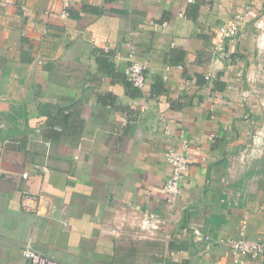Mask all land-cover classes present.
<instances>
[{"label":"crops","instance_id":"obj_1","mask_svg":"<svg viewBox=\"0 0 264 264\" xmlns=\"http://www.w3.org/2000/svg\"><path fill=\"white\" fill-rule=\"evenodd\" d=\"M10 1L0 264H30L29 241L60 264H264L191 232L264 241V156L238 157L264 122V0ZM237 15L241 33L219 50ZM132 47L144 89L124 73ZM170 149L188 158L174 204L163 193ZM136 208L166 220L159 238L116 232Z\"/></svg>","mask_w":264,"mask_h":264},{"label":"built area","instance_id":"obj_2","mask_svg":"<svg viewBox=\"0 0 264 264\" xmlns=\"http://www.w3.org/2000/svg\"><path fill=\"white\" fill-rule=\"evenodd\" d=\"M10 0L0 2L1 5L7 6ZM245 23L244 15H237L231 22L225 24L219 30L220 42L217 44L219 50H224L223 43L227 38H236L241 33ZM135 50L132 47L130 63L125 68L127 80L136 88L144 89L147 85L146 64H141L134 60ZM247 96V95H245ZM264 107V100L262 102ZM165 132L170 133L167 126H164ZM183 146H187V141L182 140ZM264 156V122L255 128L250 135V142L240 151L238 157L242 162L253 161ZM171 166V172L167 179L163 193L170 204L176 203L181 196L182 182L188 171V158L183 151L170 149L166 158ZM23 178L27 179L28 174L24 173ZM167 222L165 219L156 217L147 211L136 208L126 217L124 223L116 226L114 229L119 234L131 236L133 239H156L164 233ZM128 229V231L126 230ZM191 232L198 243L212 244L213 246H225L229 249L232 257L239 263L243 259H264V241H251L246 238L235 239L232 237H216L204 232L200 227H192ZM22 256L30 264H60L57 260L47 257L38 252L29 241L22 248Z\"/></svg>","mask_w":264,"mask_h":264}]
</instances>
